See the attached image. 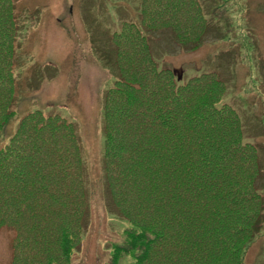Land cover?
Masks as SVG:
<instances>
[{
  "label": "trees",
  "instance_id": "1",
  "mask_svg": "<svg viewBox=\"0 0 264 264\" xmlns=\"http://www.w3.org/2000/svg\"><path fill=\"white\" fill-rule=\"evenodd\" d=\"M16 1L0 0V226L9 225L17 232L12 264H67L81 244L80 219L89 212L76 124L39 109L22 117L7 142L1 138L13 119L16 101ZM184 1H141L138 19L125 21L118 39L113 35L114 55L111 49L102 53L106 64L118 72L103 105L106 189L115 201L120 198L119 212L131 223L126 244L116 247L112 264H118L122 254L131 255L135 264H164L171 253L176 258L169 264H242L246 246L264 227L260 146L242 140L234 109L214 105L219 91L227 88L225 79L217 72L204 73L181 84L174 68L161 67L154 55L151 43L161 39L164 29L188 46L186 50L198 48L194 40L202 42L204 31H188L187 39L176 33L184 17L182 3L189 4ZM199 25L204 29L206 22ZM130 37L133 47L123 65ZM194 81L206 83L196 108L187 96ZM210 124L216 141L203 148L200 164L204 176L211 173V185L215 179L220 186L218 192L206 195V207H200L196 203L201 202L203 184L195 186L194 160L178 157L194 155V126L205 130ZM143 153L151 154L142 157ZM147 174L161 175L166 190L171 187L175 200L170 202L169 195L164 199L176 213L147 218L141 212L144 203L127 204L125 196L146 199L148 192L153 194L157 185L148 182ZM171 223L178 227L172 236ZM199 224H203L200 237L211 228L208 243H218L217 250L194 245ZM166 246L174 247L166 250ZM157 249L161 261L154 260Z\"/></svg>",
  "mask_w": 264,
  "mask_h": 264
},
{
  "label": "rangeland",
  "instance_id": "2",
  "mask_svg": "<svg viewBox=\"0 0 264 264\" xmlns=\"http://www.w3.org/2000/svg\"><path fill=\"white\" fill-rule=\"evenodd\" d=\"M119 1L124 2L17 0L15 6L14 15L19 25L14 66L16 101L13 119L2 133V143L7 142L15 132L22 117L34 110L58 114L76 124L83 152L89 212L84 219H80L84 226L81 244L67 264H112L116 247L125 246L127 229L131 227L129 219L119 212L120 198L115 201L106 189L103 105L105 93L113 86L118 72L106 64L102 53L111 49L114 55L113 35L117 38V31L126 27L125 21L138 19L139 5L143 0ZM188 1V5L182 3L184 17L179 22L180 27H175L176 33L187 39L191 38V35H186L188 31L194 34L204 31L200 39L202 42L194 40V46L198 45V48L186 50L188 46L181 40L179 42L176 36L168 35L172 32L170 29H164L167 32L161 33V39L157 37L151 43L154 55L161 67L174 68L181 84L204 73L217 72L220 78L225 79L227 88L219 91L216 95L219 101L214 105L218 108L227 106L236 111L242 140L260 146L264 166V0L184 2ZM151 5L156 7L152 1ZM199 21L206 22L204 29ZM133 41L129 40L124 49L123 65L128 62ZM194 84L187 96L194 100L196 108L202 102L206 83L196 84L194 81ZM214 88L217 86L214 85ZM211 127L212 124L202 130L194 126V155L179 153L178 157L180 161L194 160L195 186L203 184L201 202L196 203L200 207H206V195L211 190L218 192L220 186L215 179L211 185V173L204 176L200 164L203 148L216 141ZM150 154L143 153L142 157H150ZM199 176H203L201 182ZM147 179L157 185L153 194L148 192L146 199L125 196L127 204L144 203L141 212L147 218L151 214L157 219L156 215L161 213L163 218L166 212L176 213L169 204L166 205L164 197L169 195L170 202H173L175 196L171 187L166 190L161 175L147 174ZM262 183L259 180V187ZM261 192L264 197V190ZM197 228L199 233L194 237V245L198 249L209 246L217 250L218 243H208L211 228L206 236L201 237L203 224ZM177 229L176 223L169 224V235H175ZM16 235L17 232L9 225L0 226V264L14 263ZM173 247L166 246L165 249ZM159 256L157 249L154 260L161 261ZM173 258H176L175 254H169L163 259L164 264H169ZM241 262L264 264V227L246 246ZM118 264H135V259L122 254Z\"/></svg>",
  "mask_w": 264,
  "mask_h": 264
}]
</instances>
